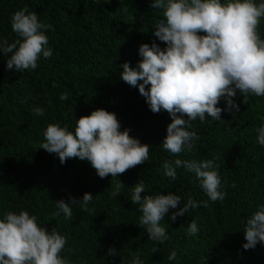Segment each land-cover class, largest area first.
I'll return each instance as SVG.
<instances>
[{"label":"trees","instance_id":"16d2710c","mask_svg":"<svg viewBox=\"0 0 264 264\" xmlns=\"http://www.w3.org/2000/svg\"><path fill=\"white\" fill-rule=\"evenodd\" d=\"M22 8L52 25L46 32L52 56L41 57L37 69L21 73L9 70L11 54L0 52V219L9 211L36 215L41 226L67 237L61 255L72 264H131L137 254L143 264H264V245L243 248L246 220L264 204V146L256 133L264 124V97L249 96L245 104L237 94L239 112L223 111L219 121H193L189 131L200 139L192 152L173 157L161 144L170 115L164 110L153 113L138 87L120 78L125 61L135 67L142 59V43L155 40L165 46L153 35L162 10L152 9L150 0H0V38L9 43L18 39L11 17ZM259 32L264 38V19ZM65 92L68 99L61 100ZM218 106L223 109L226 102L222 99ZM36 107L44 109L42 116L32 112ZM97 108L114 112L121 130L128 128L131 136L152 145L146 162L118 177L100 178L87 160L61 164L58 155L39 148L49 124L67 125L74 132L76 120ZM213 154L219 157L215 163L221 190L227 193L223 201L208 200L194 174L183 167L175 180L164 174L165 160L201 161ZM116 180L125 186L114 197ZM141 180L142 195L172 192L181 197L178 208L189 197L208 204L175 221L170 217L178 209L170 208L161 221L169 239L160 244L139 225L142 212L130 201L134 184ZM85 192L93 195L91 211L71 205L72 219L63 213L53 216L57 200L70 202ZM192 220L199 231L189 236ZM110 247L115 255L109 254ZM154 248L159 250L152 252ZM173 249L177 257L169 260Z\"/></svg>","mask_w":264,"mask_h":264},{"label":"clouds","instance_id":"9594fccd","mask_svg":"<svg viewBox=\"0 0 264 264\" xmlns=\"http://www.w3.org/2000/svg\"><path fill=\"white\" fill-rule=\"evenodd\" d=\"M110 2V0H104ZM152 9L162 10V17L153 26V35L165 46L162 48L154 40L151 45L142 43L139 55L142 59L133 67L130 62L122 64L120 78L132 87H138L153 113L166 111L171 122L167 125L162 147L173 157L192 152L195 141L200 136L189 131L197 119L204 123L210 117L221 119L223 111L233 114L240 111L234 97L239 94L247 104L249 96L264 97V38L259 26L264 19V0H150ZM127 12V8L123 9ZM52 25L38 19L36 12L27 8L16 11L11 17V29L18 39L9 43L0 38V52L7 59V68L23 73L39 67L38 61L52 56L46 35ZM54 30V29H53ZM69 93H61L60 99H68ZM226 107H219L221 100ZM35 115L42 116L44 109H32ZM186 117V118H185ZM130 129L121 130V124L114 112L97 108L88 115L76 120L75 130L67 125L49 124L43 133L44 142L39 148L56 154L61 164L68 159L87 160L100 178L118 177L131 168L149 159L152 145L141 143L131 136ZM257 142L264 146V124L256 129ZM212 159L165 160L164 174L171 180L177 178V169L183 167L193 173L200 187L212 202L223 201L226 192L221 190L219 165ZM112 196H118L124 183L114 182ZM145 183L134 184L130 201L139 205L142 212L139 225L149 239L163 244L169 239L165 225L161 224L169 209L170 219L175 221L190 209L207 206L208 200L196 201L189 197L182 208H178L181 197L168 194L142 195ZM93 200V195L85 192L82 198L70 197V202L56 201L57 212L72 219L71 205H79L84 211ZM199 228L195 220L188 224L187 234L194 236ZM246 243L243 248L254 249L264 245V204L246 220L244 229ZM67 237L55 229L47 230L38 223L36 215L21 210L9 211L0 219V264H72L62 256ZM154 248L153 251H158ZM109 254L115 255L114 247ZM173 249L168 255L175 260ZM131 264H143L139 254Z\"/></svg>","mask_w":264,"mask_h":264}]
</instances>
